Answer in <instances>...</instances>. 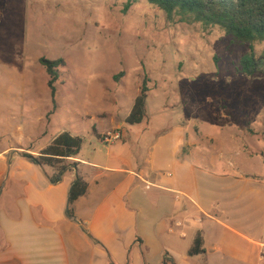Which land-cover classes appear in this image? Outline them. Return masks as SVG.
I'll return each mask as SVG.
<instances>
[{
  "label": "rangeland",
  "instance_id": "374dc122",
  "mask_svg": "<svg viewBox=\"0 0 264 264\" xmlns=\"http://www.w3.org/2000/svg\"><path fill=\"white\" fill-rule=\"evenodd\" d=\"M129 1L0 0V153H10L8 168L15 152L38 153L63 132L82 138L81 154L90 156L100 145L92 128L122 123L147 78V119L126 124L129 142L140 139L151 152L154 139L171 133L190 142L196 167L210 159L214 170L263 176L264 74L247 77L239 66L249 46L218 27L170 20L148 0L126 10ZM41 58L64 61L50 117Z\"/></svg>",
  "mask_w": 264,
  "mask_h": 264
},
{
  "label": "crops",
  "instance_id": "0c3cea01",
  "mask_svg": "<svg viewBox=\"0 0 264 264\" xmlns=\"http://www.w3.org/2000/svg\"><path fill=\"white\" fill-rule=\"evenodd\" d=\"M130 111L102 132L93 121L109 140L93 135L97 150L70 159L57 184L55 168L15 152L9 169L0 153V264H264V174L196 167L190 142L171 133L145 151L126 138ZM77 177L87 192L69 215ZM198 233L204 253L190 257Z\"/></svg>",
  "mask_w": 264,
  "mask_h": 264
},
{
  "label": "trees",
  "instance_id": "16d2710c",
  "mask_svg": "<svg viewBox=\"0 0 264 264\" xmlns=\"http://www.w3.org/2000/svg\"><path fill=\"white\" fill-rule=\"evenodd\" d=\"M148 2L163 11L170 20L178 17L181 22L197 23L205 28L218 27L240 44L248 45L249 52L243 55L239 61L241 74L247 77L264 74V50L257 52L254 48L255 45L264 44V0H148ZM131 4L130 0L126 10ZM40 64L45 68L49 77L47 85L50 89L53 107L48 114L50 117L57 110L54 84L58 80V69L64 66V61L41 58ZM148 82L147 78L142 82L131 111L125 120L127 125H140L147 119ZM92 133L96 135L97 139L106 138V136H98L94 127ZM83 143L82 138L63 132L50 145L42 149L37 156L23 153L22 157L33 165L55 168L57 173L50 178V182L57 184L62 181L64 174L75 166V164H69L68 161L79 155ZM86 192V182L77 177L68 196L69 215L73 213V204ZM203 253V238L198 233L188 255L193 257Z\"/></svg>",
  "mask_w": 264,
  "mask_h": 264
},
{
  "label": "built area",
  "instance_id": "2783aa9c",
  "mask_svg": "<svg viewBox=\"0 0 264 264\" xmlns=\"http://www.w3.org/2000/svg\"><path fill=\"white\" fill-rule=\"evenodd\" d=\"M121 138H122V136H121V134L119 132H114V133L111 134V140H113V141H120ZM108 140H109V137L106 136V138H104L102 141L106 142Z\"/></svg>",
  "mask_w": 264,
  "mask_h": 264
}]
</instances>
